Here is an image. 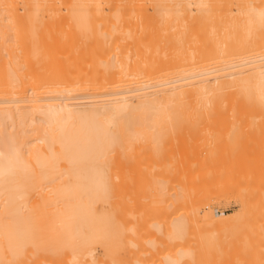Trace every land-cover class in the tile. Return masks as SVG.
Listing matches in <instances>:
<instances>
[{"label":"bare ground","instance_id":"obj_1","mask_svg":"<svg viewBox=\"0 0 264 264\" xmlns=\"http://www.w3.org/2000/svg\"><path fill=\"white\" fill-rule=\"evenodd\" d=\"M178 120H264V0H0V264H264L259 143L170 141L137 237L135 157Z\"/></svg>","mask_w":264,"mask_h":264},{"label":"rangeland","instance_id":"obj_2","mask_svg":"<svg viewBox=\"0 0 264 264\" xmlns=\"http://www.w3.org/2000/svg\"><path fill=\"white\" fill-rule=\"evenodd\" d=\"M91 27H93V25ZM99 28H100V26H98L97 29L99 30ZM92 29L90 30L91 32L93 31ZM94 29H96V28H94ZM97 32H100V31H96V34L92 32L93 33L92 36L98 35L99 37H101L102 33L100 32L101 33V35H100V33L98 34ZM89 36L92 37L91 34ZM97 37H96V39H97ZM111 42L112 41L110 40V45H111ZM157 122L161 123V121H157ZM175 123H176V125L177 124L178 125L174 126V127H165L166 131L163 132V134H162L163 137L160 138L159 142H157V143L155 142L154 145L157 144V146H155L157 148L154 147V149H156V152L152 151L153 148L150 147V146H152L151 144H153L154 142L150 143L151 142L150 141L149 146L146 145V150H145V146L142 145L141 140L136 141L137 143L135 142V150L137 149V151H138V149L140 150V144L142 145L141 150L138 151V153H137L138 156L139 155L140 156L135 157V159H137V162H139L137 165V167H139V169H138V168H136L137 162L135 160V162H136L135 163V168H136L135 170H139V171H135V181H139L138 178H140L141 180L143 178V180H144V182L142 181L143 185H140L141 183H139V182H135V190L138 191V192L135 191V193H136L135 205L138 204V206L137 205L135 206V214H136V212H139L136 209H140V207L142 206L141 204L144 203V205L142 206V209H141L142 212H140L141 217L143 218L144 216H149L150 214H152V216H153V218L151 216H149V218L145 217L146 220L136 218L138 220L135 222V224L137 225V227H136L137 228V237H140V238L141 237L143 238L145 236V232H144V228H143L144 224L145 225L148 224L146 222L150 218L151 219L155 218V212H154L155 209L157 207H159V210H160L159 214L160 215L164 209V204H162V203L160 204V206H157V207H156L157 204H154V206H152V204H153L151 202L152 198H150V197L153 194L158 195L161 193V192H158V193L155 192L154 193L152 191V189L154 188L153 190H155V187H152V189H151L152 195L149 193L150 195H148V196L146 195V197H144L146 192H144L145 194L142 193V195L140 192H143L147 188V186H146L145 188L141 189L142 186L144 187L145 185H147V183H145L146 178L148 179L150 177L151 178L153 177L155 179L157 176L159 178H161L162 176L164 178H166V174L168 173V171L166 172L167 169L162 166L163 168H165V170L160 169V171L157 173L156 170L158 171L159 167H157L155 170L152 171V169H153L152 164L153 165L155 164L154 167H156L157 164H159V163L160 164L161 163L168 164V162H169V164H170L171 159L173 160V157L177 158L176 154H174L172 151L171 152L169 151L168 146H167V148L165 147L166 145H168V143L170 141H173L174 139H175V141H176V139H178V140L181 139V140L189 141L190 143H193V144L198 143L199 146H197L196 150L193 151L192 154H190V155L192 157L199 158V159H211L213 157L226 158L227 156H229V151L227 148L228 145L238 144V143H248V144L259 143V144H261L262 149H263L262 150L263 151L262 156L264 159V120H240V121H235V120H208V121L178 120V122L176 121ZM153 129L155 131L156 128L154 127ZM144 138L146 139V140L144 139L145 142H147L148 141V135ZM141 139H143V137ZM152 139H153L152 141H156V140H154L155 138H152ZM144 140H142V141H144ZM158 140L159 139H157V141ZM160 142L165 143V144H163V146H164L163 148H166V149H163V150L165 151L168 149L169 152L165 151L166 152L165 153L164 151H161L162 150L161 149L162 144L160 145V148L158 146ZM157 149H158V151H157ZM137 151H135V155H136ZM169 153H171V154L173 153L174 156L173 157H172V155L169 156ZM178 156H179V154H178ZM175 158H174L173 162L176 160ZM150 164L152 167L149 170ZM163 164H161V165H163ZM148 170L151 171L149 173L152 174V172H153V174L154 175L156 174L157 176L155 177V176H153V174L152 175L150 174L151 176L150 175L148 176L147 175ZM144 171H145V173H143ZM136 172H137V174H136ZM138 173H139V175H138ZM143 174L144 175L146 174L145 178L142 177ZM136 179H138V180H136ZM154 179H153V183L155 182ZM157 180L158 179H156V181ZM161 180H163V179H161ZM149 181L151 184L152 180H147L148 183H149ZM137 183H139V187H140L139 189L137 187L138 186ZM156 183L158 185L161 182L158 181ZM161 185H163V183ZM151 186H154V184ZM163 186H165V184ZM163 186L162 187L160 186V188L164 189ZM148 187H149V185H148ZM162 189H160V190H162ZM160 190H156V191H160ZM165 194L166 193H164V195ZM142 197L145 199V201L141 199ZM148 198H150V200ZM161 198L163 200H165V198H163L162 196H161ZM137 199H139V200H137ZM153 199H154V197H153ZM157 199H158V197L155 198V201ZM162 199H159V200H162ZM141 200H142V202L139 203V201H141ZM148 202H151L152 207H154V208L156 207L155 209L153 208V212H149L150 209L148 208V206L150 203L148 204ZM145 203L148 205H146ZM161 206H163V207L160 209ZM207 208H208V211H211L214 214V216L218 219L219 218L218 215H220V214H231L234 212L243 211V204H242V199H241L240 194L235 189H225V190H221V191H219V192H217L211 196V198L209 199V203H208ZM144 209H145V211L143 212ZM145 213H147L148 215ZM137 215H139V214L137 213ZM143 221H144V224H143ZM148 222H150V221H148ZM139 225H140V227H139ZM141 232H143V233H141ZM138 233L140 234V236L138 235ZM135 253H137V251H135ZM141 253L142 252L139 251L137 254H135V258L139 259V257H137V256L143 257L144 255L142 256ZM135 263H136V261H135Z\"/></svg>","mask_w":264,"mask_h":264},{"label":"built area","instance_id":"obj_3","mask_svg":"<svg viewBox=\"0 0 264 264\" xmlns=\"http://www.w3.org/2000/svg\"><path fill=\"white\" fill-rule=\"evenodd\" d=\"M174 1H190V0H174Z\"/></svg>","mask_w":264,"mask_h":264}]
</instances>
